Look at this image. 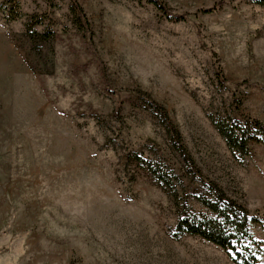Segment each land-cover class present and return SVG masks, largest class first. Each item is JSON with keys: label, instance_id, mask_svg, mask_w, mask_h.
<instances>
[{"label": "rangeland", "instance_id": "1", "mask_svg": "<svg viewBox=\"0 0 264 264\" xmlns=\"http://www.w3.org/2000/svg\"><path fill=\"white\" fill-rule=\"evenodd\" d=\"M19 1L8 21L0 0V264H235L177 230L212 182L264 242V143L235 152L213 122H264V7L77 0L83 31L70 0ZM33 16L52 37L28 35ZM139 158L174 170L178 191Z\"/></svg>", "mask_w": 264, "mask_h": 264}, {"label": "trees", "instance_id": "2", "mask_svg": "<svg viewBox=\"0 0 264 264\" xmlns=\"http://www.w3.org/2000/svg\"><path fill=\"white\" fill-rule=\"evenodd\" d=\"M70 1L74 23L80 30L87 31L89 20L83 6L77 0ZM251 1L264 7V0ZM151 2L165 14L168 13L163 0H151ZM1 9L8 21L18 20L23 15L19 0H5ZM214 9L216 5L197 12L207 13ZM169 17L174 21L186 20V14ZM42 24L43 20L39 16H33L28 22L26 31L32 39L39 37L48 39L53 36L54 32L49 28L43 33L38 32L36 27ZM166 115H168L167 112ZM213 122L228 147L235 152L249 154L252 142L264 143V122L259 119L241 120L231 114H226L214 118ZM175 133L176 145H180L186 152L180 131L176 129ZM139 159L159 182L173 187L175 192L178 191L177 181L180 184L182 181L174 170L161 167L153 161ZM185 160L195 164L189 154ZM207 188V193L196 196L206 212L182 215L177 225L178 233L196 235L214 243L221 247L235 264H261V257H264V242L258 240L251 231V224L259 223L260 218L254 216L243 204L228 196L218 183L212 182Z\"/></svg>", "mask_w": 264, "mask_h": 264}]
</instances>
